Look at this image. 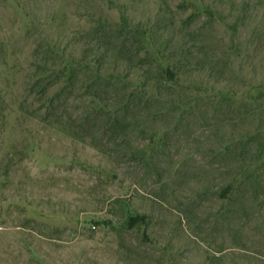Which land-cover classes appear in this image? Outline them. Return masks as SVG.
<instances>
[{
  "label": "rangeland",
  "instance_id": "obj_1",
  "mask_svg": "<svg viewBox=\"0 0 264 264\" xmlns=\"http://www.w3.org/2000/svg\"><path fill=\"white\" fill-rule=\"evenodd\" d=\"M123 13L141 46L118 37ZM96 57L151 96L168 63L179 103L150 97L113 132L82 113L92 91L111 107L121 90L86 89L81 72L61 123L46 119L39 65ZM259 89L264 0H0V264H264ZM129 213L147 219L130 227Z\"/></svg>",
  "mask_w": 264,
  "mask_h": 264
},
{
  "label": "trees",
  "instance_id": "obj_2",
  "mask_svg": "<svg viewBox=\"0 0 264 264\" xmlns=\"http://www.w3.org/2000/svg\"><path fill=\"white\" fill-rule=\"evenodd\" d=\"M205 10L208 15L214 16V11L211 6L207 5V8ZM122 22L124 24V29L121 31L118 37H127V34L134 33V35H136L137 43L140 46L144 40H147L149 38L145 31H141L142 29H131L132 27L130 25L129 17L125 13L122 14ZM102 29L103 27L99 26L96 29V32L101 31ZM39 66L40 67L38 71L32 77V79H34L32 86L36 89L35 92L41 95V99L43 100V103L45 105L44 113L46 114V119L52 117L53 122L56 124L61 123V121L59 120L63 118V115L54 113V109L56 108L55 104L62 97L65 100V98L67 97L66 92L75 85L77 76L81 72L89 76L86 89H89L91 87L93 88L94 85L99 84L100 86L103 85L104 88L112 85V87H119V89L121 90L123 94L122 97L116 99L111 107L108 103V99H105V97L102 96L100 92H98L99 90L95 92L92 91L88 94V98L91 99V103H94L96 105V108H94L93 111L88 110L82 113L84 119L90 118L92 113L96 114L98 117L103 118V120H105L104 123L113 132L120 131L121 133L125 134L128 127H130V117L128 113L130 112L131 108H133V106L137 107L142 103L148 102L150 97L158 96L157 99L167 101V103L173 105L179 103L177 99L174 98L175 96L173 97L174 92L172 91V84L179 81V76L174 68H172L168 63L165 66L161 67V69L163 68V71L166 75H162V73L159 72V75H161L159 78L160 81L155 82L158 94H153L152 96L149 95L150 93L146 92V90L131 89L130 87L128 88L126 84V76H122L117 71H113L110 73V75H106L103 72V60L99 57H96L95 61H89L86 58H81L78 60H65L59 65H48L49 68L45 63ZM41 67H43L42 70ZM213 69L215 68L212 64L210 65V71H213ZM149 82V79H146L145 82L142 83V85L144 86ZM262 85L263 83H258L257 87L260 88ZM163 88H165V92H163ZM50 90H54L52 95L48 94ZM262 96H264L263 92L259 89L257 99L261 100ZM222 98L226 102H230V100H232L230 94H225ZM67 99L68 98H66V100ZM5 103L6 95L2 90H0V134H3L5 132L4 126L12 113V110H7V107H5L4 105ZM24 109L25 107H20L21 115L19 117L24 116ZM229 189V187L226 188V190ZM146 219L147 216L144 214L135 215L129 213L127 224L128 226L133 227L139 223L145 222Z\"/></svg>",
  "mask_w": 264,
  "mask_h": 264
}]
</instances>
